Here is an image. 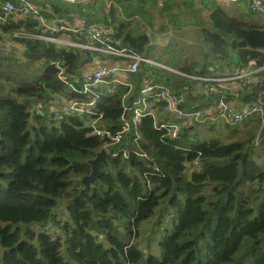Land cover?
Here are the masks:
<instances>
[{
    "label": "trees",
    "instance_id": "16d2710c",
    "mask_svg": "<svg viewBox=\"0 0 264 264\" xmlns=\"http://www.w3.org/2000/svg\"><path fill=\"white\" fill-rule=\"evenodd\" d=\"M43 5L70 22L112 29L133 52L150 53L148 36L125 34L126 26L114 7L100 18V10L93 14L87 6L50 0ZM162 10L176 23L174 30L195 29L183 42L172 37L170 48L181 51L163 60L164 66L175 67L185 45L195 57L192 63L180 59L183 68L178 70L185 74L214 76L216 64L230 71L251 60L264 65V29L217 1L170 0ZM24 26L36 32L28 20L9 21L2 28L12 33ZM20 42L23 60L37 65L40 74L27 82L12 60L0 54V264H264V125L259 116L245 123L243 130L223 127L222 136L210 140L197 132L191 135L192 127H184L177 140L163 137L165 131L157 128L158 122L145 116L137 130L114 146L127 150L128 158L122 154L109 158V166L101 167L85 201L70 203L65 200L79 194L80 180L91 173L88 161L104 142L90 135L82 117L52 118L62 98L85 97L65 86L57 68L49 64L61 60L66 76L74 81L92 64L115 57L58 49L33 39ZM126 80L133 86L131 92L124 85L113 91L99 89L96 109L103 115L101 127L121 129L124 106L137 100L144 84H163L179 93L187 82L147 64ZM217 90L218 86L209 93L215 95ZM255 98L250 89L243 100ZM54 102L59 105L55 107ZM36 107L43 117L35 116ZM259 131L261 143L257 144ZM134 151L152 156L162 176L145 177L150 169ZM196 159L199 170L189 172ZM162 203L174 214L173 231L160 228L154 248L150 237L142 244L154 223L145 229L142 225ZM119 222H123L121 228ZM35 223L48 224L51 230L37 231L30 226Z\"/></svg>",
    "mask_w": 264,
    "mask_h": 264
},
{
    "label": "built area",
    "instance_id": "2783aa9c",
    "mask_svg": "<svg viewBox=\"0 0 264 264\" xmlns=\"http://www.w3.org/2000/svg\"><path fill=\"white\" fill-rule=\"evenodd\" d=\"M46 0H39L35 3L29 0H5L0 2V54L7 56L12 50H15L20 41L39 40L56 45L58 49L77 50L80 52H96L106 56L118 58L125 61L118 64H101L96 62L94 66L82 74L80 77L70 80L66 76L62 67L61 60L50 62V66H55L58 70V79L72 90L75 94L84 95V100H69L62 98L60 108L53 109L52 118L55 121H62L65 116L74 115L86 119L85 126L90 129V135L103 140V148L108 158H116L123 155L128 158L129 152L125 149H114L119 145L127 133L136 129L140 125L141 119L145 116H152L157 122V128L164 130L163 137L177 140L180 138L182 129L189 126H207L214 129L223 127H237L247 122L254 116H259L264 125V65L258 66L255 60L249 61L247 66L236 68L230 74L229 80L236 82L241 91L256 90V98L249 102L240 103L237 106L227 102L224 96L217 99L216 110L207 109L199 105L187 108L184 92H175L163 84L143 85L140 95L136 101L130 105L124 106V112L121 117L122 128L112 131L108 128L101 127L100 121L102 113L97 111L96 106L100 98V88L114 90L117 85H124L132 91L133 86L129 81L123 80L121 76H129L140 70V65H157L155 60L145 55H139L130 48L123 45L121 39L116 37L112 29H105L100 25H84L83 22H70L65 16H57L51 7L43 5ZM57 1L68 6L89 5L92 0H50ZM146 1V0H145ZM169 0H158L159 8L162 9ZM222 6H230L239 3L242 0H215ZM248 7L253 13L264 14V0H246ZM30 21L34 25L35 33H30L27 26L12 32L5 33L2 26L9 21L18 24L22 21ZM170 73L185 77L194 82L202 83L208 91H214L213 86L216 82L224 81L219 78L218 72L214 76L203 77L180 72L178 69H172L161 66ZM213 70H219L214 66ZM239 96V92L235 93ZM162 105V107L160 106ZM159 106V107H158ZM161 110L165 116H172L175 121L164 123L158 121L155 113ZM36 111V112H35ZM132 113L131 118L127 117ZM35 116H44V112L36 107ZM258 132L255 142L261 143ZM139 139L136 134L135 142ZM134 154L146 161L147 168L150 172L145 174L162 176L155 159L143 151H134ZM200 156L201 154L198 153ZM193 169H199L200 160L196 159L188 166ZM1 254V252H0Z\"/></svg>",
    "mask_w": 264,
    "mask_h": 264
},
{
    "label": "crops",
    "instance_id": "0c3cea01",
    "mask_svg": "<svg viewBox=\"0 0 264 264\" xmlns=\"http://www.w3.org/2000/svg\"><path fill=\"white\" fill-rule=\"evenodd\" d=\"M103 1H104L103 6H100L99 8L95 7L93 10H91L93 14L95 13L96 10H100L99 12H97V14L100 13V18H101L102 15L104 13H107V11L111 7H114L118 11L121 21L126 26L125 27L126 30L123 31L125 34H127V32H131L133 35H140V34L147 35L150 40V49L153 46H157V49H160V46L158 45V41L160 40L161 37H163L164 40L161 43V47L163 49L162 53H164L166 50H168V48H170V44L172 43L173 36L177 38L179 42H183L185 36L195 31V29L192 27H186L182 31L174 30V26L176 25V23L170 21V18H168V15L166 14V12H164V10L158 7L159 6L158 0H146V1L145 0L144 1L143 0H103ZM37 2H39V0H37ZM226 7L229 9L228 10L229 12H233V14H236L237 16L248 20L250 23L254 24L255 26H258L264 29V14L251 12L246 0H242L235 5H230ZM161 19L166 20L167 23L164 24L161 21ZM138 24L140 28L137 27ZM20 47H22L21 44L17 46L15 51L18 50ZM187 48L189 49V46L185 45L183 46L182 49L185 50ZM153 53L154 51L152 52L150 50L149 55H146V56L150 57L153 60L152 58ZM167 59H169V56L167 54L165 55L161 54L159 56V60H157V57L154 60L159 67V66H164V61L166 62ZM184 59H185V54L183 52V57L181 60H184ZM120 62L121 61H119V59L117 58H113V60H106V61L100 60L101 64H118ZM153 66H156V65H153ZM216 66H218L219 70H215V71L220 72L219 78L224 79V81H220L222 83L218 86V90L216 91L217 93L215 95L210 94V93H209L210 96L206 95L203 85H201L198 82H194L192 80L187 79V82L189 84L185 83L186 87L184 88L183 91H180V92H184L185 94V98H186L185 106L187 108L193 107L195 105H199L201 107L212 109L213 111H215L217 99L220 96H224L227 102H230L231 104L235 106H237L240 103L248 102V101L243 100V97L246 95L247 91L245 90L241 91L235 81L229 80L230 74L232 73L233 70L228 71L226 68H222L220 64H216ZM220 66H221V69H220ZM120 78L123 80L127 79L126 76H121ZM196 87H198L197 90H195ZM105 88L106 87H102L100 89L102 91ZM253 91H254V95L255 94L257 95V91L256 90H253ZM237 92H239L238 97L235 96V93ZM241 93H243L242 94L243 97L241 96ZM157 112L161 113V110L158 109ZM166 119H167V116H165L164 114H161L158 121L169 123L166 121ZM172 121H175V119H173ZM187 126H188L187 128L191 127L189 125ZM203 127H207V126H203ZM220 129H216V130H220ZM201 135L202 134H200V137Z\"/></svg>",
    "mask_w": 264,
    "mask_h": 264
},
{
    "label": "rangeland",
    "instance_id": "374dc122",
    "mask_svg": "<svg viewBox=\"0 0 264 264\" xmlns=\"http://www.w3.org/2000/svg\"><path fill=\"white\" fill-rule=\"evenodd\" d=\"M170 1V0H169ZM104 1L103 0H92L91 3L89 5H81V6H87V8L89 10H93L95 7L99 8L100 6H103ZM89 6V7H88ZM174 14V13H172ZM99 15V14H98ZM161 21L165 24L167 23L166 20L161 19ZM138 28L139 24L137 25ZM174 35V34H173ZM160 37V35H159ZM164 40L163 37L160 38V40L158 41V45L160 46V49H157V46H153L151 47V51L153 53V59L159 60V56L161 54H167L169 57H171V55H175V54H179V52L181 51V49H175V48H168V50L166 51L167 53H162L163 49L161 47V43ZM22 47H20L18 50H16L15 52H13L12 54L10 53L9 55H7L5 57L6 61L8 60H12V64L13 67L15 69L16 72H20L21 74H23V79H25L27 82L33 80V78L37 75L40 74V68L37 65H31L28 62H26L25 60H23V56H22ZM184 54H185V59H188L189 62H193L195 57L193 52L191 51V49L187 48L185 50H183ZM179 58V57H178ZM176 58V62H175V67H171L172 69H182V65H179L178 63L180 62V59ZM164 59V58H163ZM99 60V59H97ZM170 59H167V61H169ZM96 61V60H95ZM163 61V60H162ZM166 61V62H167ZM93 66V64L89 67H87L88 69H90ZM155 67H158V65H156ZM182 67V68H181ZM86 68V69H87ZM159 68L163 69L161 66H159ZM87 69V70H88ZM187 84H189L188 82H185ZM222 82H216V84H209V86H213L214 88H217V86H219ZM201 85H203L204 91L206 92V95H209V91L208 89L205 87L204 84L200 83ZM202 88V90H203ZM198 87H196L195 90H197ZM210 96V95H209ZM249 102V101H248ZM55 107H57L59 104L54 102ZM162 113L157 112V118H160V115ZM258 117V116H257ZM254 118V117H253ZM82 119L84 120V122L86 121V119L84 117H82ZM174 118L172 116H167L166 121L170 122L172 121ZM192 127V131H191V135H196L197 133L202 134L201 137L203 138H208V140H210L213 137H216L225 132V128L224 129H220V130H214L215 132L210 133V131L208 130V128L203 127V126H191ZM245 123L240 124L237 126L238 130H243L245 128ZM230 129H235V128H230ZM194 131V133H193ZM197 132V133H196ZM240 135V134H239ZM222 136V134L220 135V137ZM199 169H193L191 167H189V172H194V171H198ZM174 217L173 212L171 211L170 207L167 206L166 204H161L156 210H155V215L148 219L147 221H145L142 225V228H149L152 223H154V226L151 228V230L149 231V229L147 231V234L143 237V241L142 244H144L146 242V239L148 237H150L152 239V243L150 244L152 247L157 248L158 244L157 242H155V235H157V233L159 232V229H163V230H168L170 233L173 231V226L171 223V219ZM123 225V222H119V228H121V226ZM33 229L37 230V231H43V230H48L50 231V225L46 224H39V223H35L30 225ZM142 231V229H141Z\"/></svg>",
    "mask_w": 264,
    "mask_h": 264
},
{
    "label": "water",
    "instance_id": "95a60500",
    "mask_svg": "<svg viewBox=\"0 0 264 264\" xmlns=\"http://www.w3.org/2000/svg\"><path fill=\"white\" fill-rule=\"evenodd\" d=\"M182 8L183 10L185 9L184 6ZM88 164L91 166V173L80 180V184L83 188L80 190L79 194L76 197L65 201L70 203H74L80 200L85 201V194L90 191L91 186L96 184L101 172V167L109 166V158L106 151L104 149H101L99 152L96 153L93 159L88 161Z\"/></svg>",
    "mask_w": 264,
    "mask_h": 264
}]
</instances>
